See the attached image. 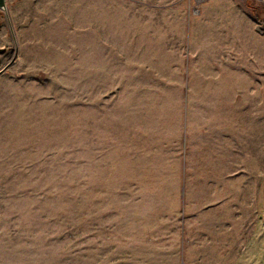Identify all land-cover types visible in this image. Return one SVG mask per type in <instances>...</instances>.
I'll list each match as a JSON object with an SVG mask.
<instances>
[{
	"label": "rangeland",
	"instance_id": "1",
	"mask_svg": "<svg viewBox=\"0 0 264 264\" xmlns=\"http://www.w3.org/2000/svg\"><path fill=\"white\" fill-rule=\"evenodd\" d=\"M7 6L0 264H264V0Z\"/></svg>",
	"mask_w": 264,
	"mask_h": 264
},
{
	"label": "water",
	"instance_id": "2",
	"mask_svg": "<svg viewBox=\"0 0 264 264\" xmlns=\"http://www.w3.org/2000/svg\"><path fill=\"white\" fill-rule=\"evenodd\" d=\"M0 10L4 11L7 19H8V22H9V26L12 28V25H11V22H10V17H9V14H8V6H7V0H0ZM2 28V23L0 21V30ZM5 49L4 48H0V54L1 53H4ZM10 66V63H7L2 69H0V75L2 73H4Z\"/></svg>",
	"mask_w": 264,
	"mask_h": 264
},
{
	"label": "crops",
	"instance_id": "3",
	"mask_svg": "<svg viewBox=\"0 0 264 264\" xmlns=\"http://www.w3.org/2000/svg\"><path fill=\"white\" fill-rule=\"evenodd\" d=\"M246 80H248V78H246Z\"/></svg>",
	"mask_w": 264,
	"mask_h": 264
}]
</instances>
